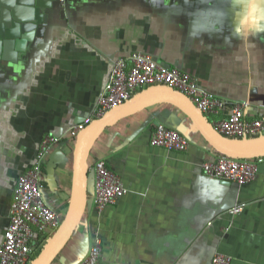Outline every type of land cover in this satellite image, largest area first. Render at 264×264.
<instances>
[{
	"label": "crops",
	"instance_id": "1",
	"mask_svg": "<svg viewBox=\"0 0 264 264\" xmlns=\"http://www.w3.org/2000/svg\"><path fill=\"white\" fill-rule=\"evenodd\" d=\"M133 52L245 103L247 119L264 115V0H0V248L17 179L46 136L63 137L42 165L44 200L63 220L77 139L66 131L100 119L94 112L111 68ZM224 116L205 115L212 125ZM158 124L177 130L187 149L152 146ZM219 155L170 103L105 128L87 159L85 208L50 264L81 262L95 240L104 264H211L216 252L231 264H264V157L252 159L256 175L239 186L204 174L202 164ZM99 160L127 189L101 212L93 206ZM238 204L243 210L230 214ZM55 231L35 235L38 254Z\"/></svg>",
	"mask_w": 264,
	"mask_h": 264
},
{
	"label": "built area",
	"instance_id": "2",
	"mask_svg": "<svg viewBox=\"0 0 264 264\" xmlns=\"http://www.w3.org/2000/svg\"><path fill=\"white\" fill-rule=\"evenodd\" d=\"M154 86L179 91L205 115L225 112V116L213 125L214 129L225 137L247 139L264 134V115L247 119L244 114V108L247 107L245 103L230 104L202 88L194 76L183 71L178 65L166 67L142 52H133L114 62L108 81L98 98L94 117L101 118L109 110L130 100L139 90ZM90 121L91 119H86L83 123L69 128L66 133L77 137ZM62 139V136L44 137L34 164L17 179L10 204L9 221L0 248V264H30L35 253V235L42 236V240H45L62 222L60 214L44 200L42 170L46 156L59 146ZM150 144L175 152H183L188 147L187 140L177 130L161 124L156 126ZM202 170L209 178L242 186L254 179L257 162L220 154L216 159L203 163ZM126 193L127 189L117 174L104 160L97 161L94 165L93 182L95 210L101 212ZM243 208V204H238L230 209L229 213L239 214ZM101 251V243L95 240L88 248L85 258L76 264H104ZM231 261L230 256L216 252L211 264H231Z\"/></svg>",
	"mask_w": 264,
	"mask_h": 264
},
{
	"label": "water",
	"instance_id": "3",
	"mask_svg": "<svg viewBox=\"0 0 264 264\" xmlns=\"http://www.w3.org/2000/svg\"><path fill=\"white\" fill-rule=\"evenodd\" d=\"M166 67L170 66L167 65ZM157 103H170L182 109L191 117L208 143L213 146L219 154L244 160L264 157V136H259L254 139H233L225 137L214 129L205 115L198 110L184 94L166 87L154 86L147 88L121 106L112 109L102 118L87 124L77 136L73 159L72 191L67 213L59 228L50 237L43 249L30 264H50L74 233L80 216L85 208L88 181L87 159L91 146L100 132L113 125L119 119ZM262 166H264V164H262ZM216 181L229 184L228 181Z\"/></svg>",
	"mask_w": 264,
	"mask_h": 264
},
{
	"label": "trees",
	"instance_id": "4",
	"mask_svg": "<svg viewBox=\"0 0 264 264\" xmlns=\"http://www.w3.org/2000/svg\"><path fill=\"white\" fill-rule=\"evenodd\" d=\"M38 252H39V251H38ZM38 252H37V251H35L34 255H35V256H37V255H38Z\"/></svg>",
	"mask_w": 264,
	"mask_h": 264
}]
</instances>
